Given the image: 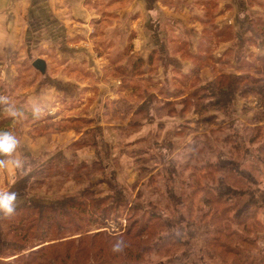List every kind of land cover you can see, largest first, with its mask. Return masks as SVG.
I'll use <instances>...</instances> for the list:
<instances>
[{
	"label": "rangeland",
	"instance_id": "374dc122",
	"mask_svg": "<svg viewBox=\"0 0 264 264\" xmlns=\"http://www.w3.org/2000/svg\"><path fill=\"white\" fill-rule=\"evenodd\" d=\"M216 3L209 2L207 9L201 4L191 8L204 10L199 18L198 41L193 36L195 27L181 25L179 33L174 34L168 22L165 54L152 45L150 55L144 58L152 57L151 64L127 79L115 65L120 58L122 64L127 62L125 52L131 43L118 33V47L127 44L126 50L116 56L107 54L105 61L110 75L120 82L116 88L119 100H100L104 90L95 86L96 75L83 71L77 73V82L93 80L86 89H72L65 97L55 93V100H47L45 96L52 99L55 95L47 96L45 79L39 78L32 88H22L20 98L13 97L16 93L11 96L25 116L14 120L0 111V121L9 122L0 130L17 135L21 141L18 154L27 155L34 167L27 176L13 170L0 172V188L11 190L21 178L30 177L31 195L45 202L74 197L83 191L99 200L122 190L131 201L128 209L134 211L127 210L99 231L120 237L128 229H138L141 223H158L160 217V221L171 220L175 229L186 233L185 238L177 236L184 248L190 245L188 234L208 213L203 202L205 193L215 189L221 178L214 168L234 154L233 148L240 149L242 168L264 184V167L256 150L264 141V136L258 138L256 132L259 129L264 134V33L252 24L264 20V0H246L244 8L237 10V17L242 16L240 22L221 24V29L215 25ZM13 49L10 39L0 43L1 82L12 83L19 74L17 65L26 59L19 56L21 62H17L11 54ZM53 64L61 66L56 59ZM20 70L23 77L35 78V74L25 73L24 67ZM230 78L235 80L231 86ZM40 83L43 100H33V88ZM33 106L42 110L39 119L31 116ZM40 120L42 123H38ZM36 124L37 131L33 129ZM66 132L69 137L63 138ZM252 139H259L258 143L252 144ZM60 154L66 157L60 166L39 172L48 164L52 168ZM38 173L44 176L43 181ZM258 219L264 221V210ZM194 220L195 226L191 225ZM98 229L92 228V233ZM254 238L255 252L264 256V232H256ZM201 241V235L193 240L189 259L219 264L205 255ZM175 251L184 259L181 249ZM149 259L151 264L168 261L166 256L157 255Z\"/></svg>",
	"mask_w": 264,
	"mask_h": 264
},
{
	"label": "trees",
	"instance_id": "16d2710c",
	"mask_svg": "<svg viewBox=\"0 0 264 264\" xmlns=\"http://www.w3.org/2000/svg\"><path fill=\"white\" fill-rule=\"evenodd\" d=\"M252 24L261 34L264 33V20ZM125 54L127 62L122 64L123 58H120L115 65L123 78L132 76L137 69L144 71L145 65L151 64L152 57L147 60L136 57L129 50ZM35 61L28 62L24 67L25 73L31 74ZM17 67L19 74L12 83L0 81V94L10 99L15 93L13 97L20 98L22 88H32L38 77L42 79L47 72V68L44 73L37 70L35 78L30 79L20 75L22 65ZM230 79L228 83L231 86L235 80ZM8 123L6 119L0 121V128ZM36 125L33 127L35 131L38 130ZM256 132L258 138L264 136L262 130L257 129ZM258 140L252 139L251 143L256 144ZM259 143L261 145L256 149L258 161L264 167V141ZM233 151L234 154L223 159L220 167L214 168L221 178L215 189L205 193L203 202L208 213L201 217L199 226H195L196 220L191 223L196 229L188 234L190 245L184 248H181L182 242L177 236L185 238L186 233L175 229L171 220L160 221V217L158 223H141L138 229H128L120 237L99 231L107 229L127 210L128 213L134 211L135 208L128 209L131 201L122 190L113 197L99 200H93L92 194L83 191L74 197L45 202L36 198L34 193L31 195L30 177L21 178L11 187V191L19 193L21 201L15 214L11 218L0 219V264H151L149 258L153 255L167 257L168 261L158 264H207L202 260L189 259V247L200 235L205 255L219 264H264V256L255 252L257 239L254 238L256 232H264V221L261 223L258 219L259 212L264 210V184L250 170L242 168L240 149L235 147ZM65 160L66 157L60 154L52 168L48 164L39 172L51 171ZM40 174L38 176L43 181L44 176ZM96 226L99 229L92 233ZM118 239L124 241L125 247L122 252L114 253L112 246ZM176 248L184 252L180 254L184 259L176 256ZM11 258L14 259L7 261Z\"/></svg>",
	"mask_w": 264,
	"mask_h": 264
},
{
	"label": "crops",
	"instance_id": "0c3cea01",
	"mask_svg": "<svg viewBox=\"0 0 264 264\" xmlns=\"http://www.w3.org/2000/svg\"><path fill=\"white\" fill-rule=\"evenodd\" d=\"M214 1L0 0V43L7 39L13 41L11 54H14V59L21 62L17 58L26 56L20 63L22 67L32 59L46 63L47 72L42 79H45L43 86L47 87V96L53 97L56 93L65 97L70 95L72 89H86L87 83L93 79L85 78L86 82H77V73L79 75L83 71L96 75L95 86L104 90L100 100H119L116 88L120 82L110 75L105 61L107 54L115 53L116 56L129 48H126L127 44L126 47H118V33L124 34L127 43L130 41L128 50L131 55L146 58L153 49L152 45L159 48L161 54H165L163 43L170 33L166 30L168 22L172 24L174 34L179 33L181 25L193 26V29L195 27L193 36L198 41L201 36L199 18L204 10L195 11L191 8L201 4L202 9H207L209 2ZM245 3L246 0H217L215 25L221 29V24L229 26L233 24L232 20L238 21L242 16L237 17V10H242ZM243 12L246 14L247 10ZM192 18L196 19L193 21ZM54 59L61 62V66L56 68ZM36 73L37 70L32 68L31 74ZM38 78L41 79V76ZM42 88L40 83L33 88V92L31 89L27 93L34 94L30 96L33 100H43ZM56 95L52 99L45 98L55 100ZM62 136L69 137V133Z\"/></svg>",
	"mask_w": 264,
	"mask_h": 264
},
{
	"label": "clouds",
	"instance_id": "9594fccd",
	"mask_svg": "<svg viewBox=\"0 0 264 264\" xmlns=\"http://www.w3.org/2000/svg\"><path fill=\"white\" fill-rule=\"evenodd\" d=\"M0 111L6 113L14 120L22 119L24 111L18 108L8 96L0 95ZM42 110L33 106V118L39 119ZM21 150V141L12 131L0 130V172L13 170L20 176H27L34 165L27 155L18 154ZM19 193L6 188H0V219L11 218L20 203ZM125 243L118 239L112 246L114 253L122 252Z\"/></svg>",
	"mask_w": 264,
	"mask_h": 264
},
{
	"label": "water",
	"instance_id": "95a60500",
	"mask_svg": "<svg viewBox=\"0 0 264 264\" xmlns=\"http://www.w3.org/2000/svg\"><path fill=\"white\" fill-rule=\"evenodd\" d=\"M34 67L36 70L44 73L46 70V63L43 60H36L34 62Z\"/></svg>",
	"mask_w": 264,
	"mask_h": 264
}]
</instances>
